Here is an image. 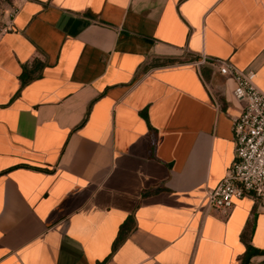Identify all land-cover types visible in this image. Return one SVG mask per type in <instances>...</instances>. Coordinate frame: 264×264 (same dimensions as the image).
Instances as JSON below:
<instances>
[{"label":"crops","instance_id":"0c3cea01","mask_svg":"<svg viewBox=\"0 0 264 264\" xmlns=\"http://www.w3.org/2000/svg\"><path fill=\"white\" fill-rule=\"evenodd\" d=\"M200 55L264 90V0H20L0 33V264H239L246 243L264 249V201L205 204L242 103Z\"/></svg>","mask_w":264,"mask_h":264},{"label":"built area","instance_id":"2783aa9c","mask_svg":"<svg viewBox=\"0 0 264 264\" xmlns=\"http://www.w3.org/2000/svg\"><path fill=\"white\" fill-rule=\"evenodd\" d=\"M195 63H206L228 76L233 97L242 103L232 120L233 159L217 184L206 190L205 204L225 213L235 198L264 201V90L255 85L250 68L238 69L224 59L203 55Z\"/></svg>","mask_w":264,"mask_h":264},{"label":"rangeland","instance_id":"374dc122","mask_svg":"<svg viewBox=\"0 0 264 264\" xmlns=\"http://www.w3.org/2000/svg\"><path fill=\"white\" fill-rule=\"evenodd\" d=\"M20 0H0V33L9 24Z\"/></svg>","mask_w":264,"mask_h":264},{"label":"trees","instance_id":"16d2710c","mask_svg":"<svg viewBox=\"0 0 264 264\" xmlns=\"http://www.w3.org/2000/svg\"><path fill=\"white\" fill-rule=\"evenodd\" d=\"M120 239V234L118 233L116 241ZM264 254V249H258L252 247L249 243L245 244V250L242 254V257L240 258L239 264H247L249 258L253 255H262Z\"/></svg>","mask_w":264,"mask_h":264}]
</instances>
